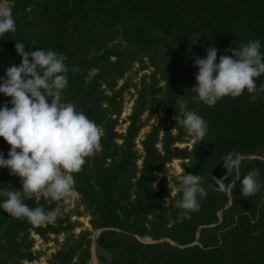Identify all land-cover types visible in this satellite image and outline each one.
Returning a JSON list of instances; mask_svg holds the SVG:
<instances>
[{"label": "trees", "instance_id": "16d2710c", "mask_svg": "<svg viewBox=\"0 0 264 264\" xmlns=\"http://www.w3.org/2000/svg\"><path fill=\"white\" fill-rule=\"evenodd\" d=\"M10 3L16 31L0 37V75L20 61L15 39H22L25 51L39 47L63 53L69 68L64 95L102 128L103 150L85 158L81 171L73 174L76 205L39 193L24 201L31 207L59 208L53 220L35 225L0 209V264L46 256V249L35 248L36 237L55 244L47 264H88L96 230L95 246L108 253L107 260L97 254L99 264H264V93L255 101L247 91L224 96L209 107L190 88L196 83L194 56L203 58L209 46L218 49L219 57L259 39L264 52V0ZM140 55L150 69L149 79L138 88L119 133L116 109L128 88L120 81ZM255 80L258 87L264 84V74ZM155 97L162 100V115L151 109L144 120ZM8 99L0 94V103ZM178 99H187L188 107L207 122V135L194 146H179L190 136L174 119ZM9 147L0 137L5 157ZM229 151L244 156L241 178L259 170L262 186L254 195L242 196L236 173L225 180H235L232 190L215 184L213 177L225 174L221 159ZM176 159L185 161V173L203 176L207 191L189 218L178 219L173 204L179 194L171 195L168 176L161 173ZM0 186L19 188L20 179L0 168ZM83 215L88 226L80 221Z\"/></svg>", "mask_w": 264, "mask_h": 264}, {"label": "clouds", "instance_id": "9594fccd", "mask_svg": "<svg viewBox=\"0 0 264 264\" xmlns=\"http://www.w3.org/2000/svg\"><path fill=\"white\" fill-rule=\"evenodd\" d=\"M15 31L12 4L10 0H0V37ZM261 48L259 39H250L238 48L225 50L232 55L217 57L218 49L209 46L203 58L194 56L196 83L190 88L198 100L211 107L224 96L237 97L247 91L249 100L255 101L264 93V84L258 87L255 80L264 74ZM14 49L20 57L19 63L10 64L0 75V94L10 98L0 103V137L10 145L7 157L0 151V168L19 177L20 187L5 190L0 186V209L14 218H26L41 225L57 217L60 209L31 207L24 201L37 193L45 199H66L74 188L73 174L81 171L85 158L103 150L100 142L103 131L64 95L69 84V68L63 53L39 47L25 51L22 39H15ZM176 105V124L191 137L193 146L204 140L208 133L204 118L188 107L187 99H178ZM243 160L244 156L236 151L223 155L225 174L219 179L213 177L220 190L234 188L235 180L225 183L233 173L239 179L243 197L260 190L258 169H251L242 178L239 176ZM169 186L173 197L179 194L173 204L179 210L178 219L189 218L190 213L199 211L200 200L207 194L202 175L183 170L169 176L168 189Z\"/></svg>", "mask_w": 264, "mask_h": 264}, {"label": "rangeland", "instance_id": "374dc122", "mask_svg": "<svg viewBox=\"0 0 264 264\" xmlns=\"http://www.w3.org/2000/svg\"><path fill=\"white\" fill-rule=\"evenodd\" d=\"M149 74H150V69L148 68L147 63L145 62L144 57L142 55H140L138 58V61L132 65L130 71L123 78V80L120 81V84H123V82H126L128 85V88L124 92L122 99H121V102H120V105L116 109L117 111H119V122H120V124H119L118 129H117L119 133H122L124 130L128 115L130 114L131 109L133 107L134 100L136 98V92H137L138 88L143 83L148 82ZM151 109H153L154 111L156 110L155 116H161L162 115L163 105H162L161 98L158 99L157 97H155V98L151 99V101L149 103V109L146 111V113L143 116L144 120L147 119L148 114H149ZM153 120L154 119H152L150 121V123ZM146 130H147V127H144L141 130L140 135L137 138V142H139L141 140L142 133L145 132ZM191 144H192V140L190 137V139H188L187 142L180 143L179 146L180 147H184V146L190 147ZM138 148H139V146H138ZM184 164H185V161L177 160V159L173 160L172 162L165 165V167L162 169L161 173L167 174L168 179H169V176H174V175L182 172V166ZM66 202L69 205V207L76 205L77 195L72 191L71 194L66 198ZM80 221L84 224V226H88L86 215H83V217L80 218ZM98 231L99 230L94 231L93 235H92V245L90 248L91 255H90V259H89L88 264H99V259L97 257V254H99V253L104 256L105 260L108 259V253L106 251L100 249V248H97L93 242V240H95L94 238L97 237ZM142 240L143 241H149L148 238H144ZM35 248L36 249H43V250L46 249L47 255L44 257H41L37 261L24 262L23 264H47L46 258L49 256V254L51 252H53V250L55 248V244L53 242L43 243L39 238L36 237Z\"/></svg>", "mask_w": 264, "mask_h": 264}, {"label": "water", "instance_id": "95a60500", "mask_svg": "<svg viewBox=\"0 0 264 264\" xmlns=\"http://www.w3.org/2000/svg\"><path fill=\"white\" fill-rule=\"evenodd\" d=\"M100 232V230L97 232V235H98V233ZM96 237V236H95ZM95 239V238H94ZM93 242H94V244H95V240H93Z\"/></svg>", "mask_w": 264, "mask_h": 264}]
</instances>
